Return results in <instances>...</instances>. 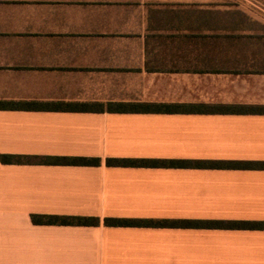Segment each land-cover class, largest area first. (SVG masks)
Returning a JSON list of instances; mask_svg holds the SVG:
<instances>
[{
  "label": "crops",
  "instance_id": "crops-1",
  "mask_svg": "<svg viewBox=\"0 0 264 264\" xmlns=\"http://www.w3.org/2000/svg\"><path fill=\"white\" fill-rule=\"evenodd\" d=\"M225 3L0 0V154L98 160L0 162V264H264L260 229L103 224L264 221L228 164L264 162V112L200 107H264V23Z\"/></svg>",
  "mask_w": 264,
  "mask_h": 264
},
{
  "label": "trees",
  "instance_id": "trees-1",
  "mask_svg": "<svg viewBox=\"0 0 264 264\" xmlns=\"http://www.w3.org/2000/svg\"><path fill=\"white\" fill-rule=\"evenodd\" d=\"M200 107L219 109L225 112H236L242 110H250L253 112H264V107H240V106H205ZM0 162L3 164H19L39 162L46 164H97L95 158L84 157H51V156H22L11 154H0ZM131 163V162H130ZM168 163L179 165L181 161L169 162H151ZM227 164V163H226ZM233 167L244 166L245 168L264 169V162H231L228 163ZM227 164V165H228ZM33 224H60V225H77V226H96L99 219L95 217H71V216H50V215H31ZM105 226H154V227H214V228H246L264 230V221H202V220H133V219H110L103 220Z\"/></svg>",
  "mask_w": 264,
  "mask_h": 264
},
{
  "label": "rangeland",
  "instance_id": "rangeland-1",
  "mask_svg": "<svg viewBox=\"0 0 264 264\" xmlns=\"http://www.w3.org/2000/svg\"><path fill=\"white\" fill-rule=\"evenodd\" d=\"M225 4L236 6L238 9L253 12L258 18H260L259 21L262 20L264 23V0H227V3ZM245 23L247 22L245 21ZM250 24L252 23L250 22Z\"/></svg>",
  "mask_w": 264,
  "mask_h": 264
}]
</instances>
